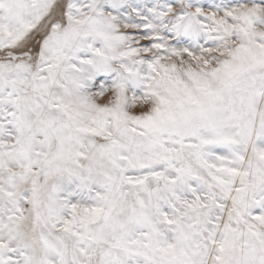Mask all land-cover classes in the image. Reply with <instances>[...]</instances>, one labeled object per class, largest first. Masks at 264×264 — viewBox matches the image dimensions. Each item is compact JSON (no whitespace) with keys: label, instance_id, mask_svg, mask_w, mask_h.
Returning a JSON list of instances; mask_svg holds the SVG:
<instances>
[{"label":"snow or ice","instance_id":"1","mask_svg":"<svg viewBox=\"0 0 264 264\" xmlns=\"http://www.w3.org/2000/svg\"><path fill=\"white\" fill-rule=\"evenodd\" d=\"M0 264H264V0H0Z\"/></svg>","mask_w":264,"mask_h":264},{"label":"rangeland","instance_id":"2","mask_svg":"<svg viewBox=\"0 0 264 264\" xmlns=\"http://www.w3.org/2000/svg\"><path fill=\"white\" fill-rule=\"evenodd\" d=\"M133 2H136V3H145V2H152V0H133ZM201 2L205 5V7H207L208 4L212 3L213 0H201ZM215 2L219 3L220 0H215ZM225 2H228V0H225ZM142 44H146L148 43L147 41H141ZM170 43H175V40H172L170 41Z\"/></svg>","mask_w":264,"mask_h":264}]
</instances>
